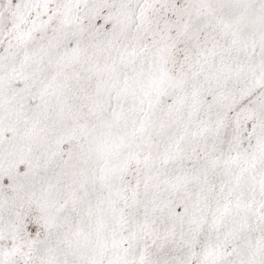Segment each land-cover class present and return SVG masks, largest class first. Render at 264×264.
<instances>
[{
	"label": "snow or ice",
	"instance_id": "obj_1",
	"mask_svg": "<svg viewBox=\"0 0 264 264\" xmlns=\"http://www.w3.org/2000/svg\"><path fill=\"white\" fill-rule=\"evenodd\" d=\"M0 264H264V0H0Z\"/></svg>",
	"mask_w": 264,
	"mask_h": 264
}]
</instances>
